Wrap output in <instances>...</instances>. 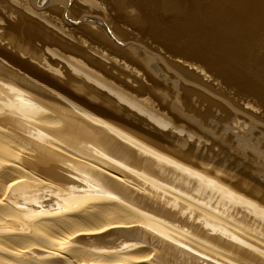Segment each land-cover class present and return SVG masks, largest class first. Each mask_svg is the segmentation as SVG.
I'll list each match as a JSON object with an SVG mask.
<instances>
[{
  "label": "bare ground",
  "instance_id": "6f19581e",
  "mask_svg": "<svg viewBox=\"0 0 264 264\" xmlns=\"http://www.w3.org/2000/svg\"><path fill=\"white\" fill-rule=\"evenodd\" d=\"M43 1L0 0V264H264V193L217 167L189 87L200 74L264 108L263 85L179 49L159 17L142 39L189 83L159 98L152 53L141 71L105 31L120 0ZM235 2L214 15L258 44L264 0Z\"/></svg>",
  "mask_w": 264,
  "mask_h": 264
},
{
  "label": "rangeland",
  "instance_id": "374dc122",
  "mask_svg": "<svg viewBox=\"0 0 264 264\" xmlns=\"http://www.w3.org/2000/svg\"><path fill=\"white\" fill-rule=\"evenodd\" d=\"M233 1L120 0L117 2L119 5L116 10L115 28L105 27V31L112 37L115 44L122 48L128 60L141 71L145 65L144 55L152 53L149 66L155 71V81L152 78L148 87H151L153 83L156 86L154 94L159 98L168 97L162 92L168 93L171 97L175 91L173 87L175 77L180 79L167 62L175 61L162 50H160L161 56L153 57L154 52L148 48L149 41L142 39L143 28L153 27L152 22L159 21V17H161L159 31L163 32V37L169 38L176 32L184 35L182 42L176 44L179 49L196 45L205 52L203 54L206 56L218 57L227 62L237 74V78L260 83L264 88V43H261L264 42V25L261 26L263 27L261 33L259 30H250L251 34L254 33L256 37L254 41H258L256 44L245 39L244 34L247 33L248 26L242 19H239L238 26L229 19L218 18L214 15V10L218 4L221 5L220 3L234 12L239 11V5L235 2L236 0ZM45 2L46 0L42 4ZM249 15H243L244 19L251 21L248 19ZM258 20L264 23V16L263 18L258 17ZM244 28L247 30L242 32ZM111 31L115 33L117 40L112 36ZM201 73L205 74L204 70ZM205 75L209 76V73L206 72ZM199 76L202 86L200 84L189 86L188 82L180 79L183 83H188L187 85L192 89L191 92L194 93L190 97V108L197 112V116H201L193 118L192 126L197 130L201 129L199 131L203 133H209L206 139L208 144L212 142L217 155L215 159L217 167L220 166L224 168V172L227 171L228 174L236 176L235 178L240 179L241 184L245 181L248 186L264 193V108L256 103L255 98L248 96L249 90L247 92L237 91L233 87L226 89L222 84L212 82L207 77L203 78L200 74ZM244 103L251 105L253 111L257 109L255 113L250 112L257 117L255 122L247 121L249 112L245 111ZM241 109H244L243 112L246 113H242ZM199 112L202 114L200 115ZM241 120L244 123H239ZM248 122L251 123L249 124L250 129ZM238 124L241 130L238 129ZM222 138H225V143L221 142Z\"/></svg>",
  "mask_w": 264,
  "mask_h": 264
}]
</instances>
